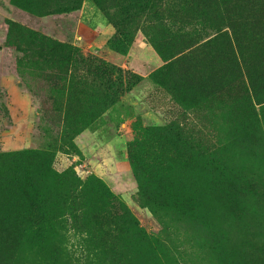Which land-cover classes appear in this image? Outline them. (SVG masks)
<instances>
[{
  "label": "rangeland",
  "instance_id": "obj_1",
  "mask_svg": "<svg viewBox=\"0 0 264 264\" xmlns=\"http://www.w3.org/2000/svg\"><path fill=\"white\" fill-rule=\"evenodd\" d=\"M0 8V264H264V0Z\"/></svg>",
  "mask_w": 264,
  "mask_h": 264
},
{
  "label": "crops",
  "instance_id": "obj_2",
  "mask_svg": "<svg viewBox=\"0 0 264 264\" xmlns=\"http://www.w3.org/2000/svg\"><path fill=\"white\" fill-rule=\"evenodd\" d=\"M2 10V8H0V11Z\"/></svg>",
  "mask_w": 264,
  "mask_h": 264
}]
</instances>
